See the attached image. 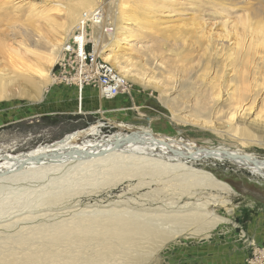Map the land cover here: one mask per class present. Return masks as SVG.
Returning a JSON list of instances; mask_svg holds the SVG:
<instances>
[{
	"label": "rangeland",
	"instance_id": "obj_1",
	"mask_svg": "<svg viewBox=\"0 0 264 264\" xmlns=\"http://www.w3.org/2000/svg\"><path fill=\"white\" fill-rule=\"evenodd\" d=\"M76 1L0 0V75L12 79L22 65L46 68L39 57L67 34V29L54 26L64 21L65 8ZM126 1L132 5L130 21L118 12L124 0H95L93 9L102 8L104 20L100 32L95 26L87 31L98 34L103 54L118 50L135 61L134 76L125 78L127 89L103 99L93 85L56 80L54 66L53 78L47 82L27 68L25 78L18 80L21 84L13 78L16 81L0 96V154L26 152L101 122L98 136L128 131L126 126L145 127L196 147L241 149L264 158V0ZM194 20L202 27L198 33L200 26L193 29ZM107 27L112 29L104 33ZM124 28L134 34L127 41L120 39ZM201 34L213 37L212 50ZM240 37L244 40L235 49ZM171 45L176 51H170ZM25 47L37 55L25 52ZM13 49L22 55L17 58ZM225 52L233 54L231 60L225 59ZM140 67L145 68V76H154L153 84L163 92L144 84L145 76L141 82L133 79ZM216 88L219 97L213 95ZM231 91H244L245 99L240 109L231 110L237 113L230 124ZM241 127L249 134H240ZM158 160L166 166L139 163L106 176L76 177L55 193L61 197L49 196L41 207L38 200L27 207L33 194L5 204L10 212L4 207L0 217V264H23L27 250L57 247L63 253L102 256L106 260L101 264H248L253 248L264 246L257 240L264 238V180L227 160L198 157L179 164ZM193 170L211 173L230 189L208 186ZM48 181L34 179L12 186L21 193L34 186L40 190ZM11 195L4 192L0 197L10 200ZM194 212L198 218L192 216ZM81 217L97 219V231L81 243L74 237L75 241L57 243L35 235L42 225L72 226ZM116 219L126 225L122 235L112 229Z\"/></svg>",
	"mask_w": 264,
	"mask_h": 264
},
{
	"label": "bare ground",
	"instance_id": "obj_2",
	"mask_svg": "<svg viewBox=\"0 0 264 264\" xmlns=\"http://www.w3.org/2000/svg\"><path fill=\"white\" fill-rule=\"evenodd\" d=\"M94 2L95 0H77L76 2L69 3V5L65 8L66 17H64L65 18L64 21L59 24H55L54 26L57 29L59 28L61 30L67 29L68 30L67 34L61 35L57 39L56 43H52L51 49L48 52V54L42 55V57L41 56L39 57L40 60H44L43 62L46 65V68H44L43 66L41 67L40 66L41 64H39V66L37 67L29 66V65H28L29 67L23 66V65L19 66L17 70L15 71V77L16 79L18 78L17 81L19 79L25 78V75L23 73L27 70V68L33 69V72H35L40 77L41 81L43 80L44 82H47V81H50V79L52 80L53 78L52 72H51L52 67L56 65L55 62L60 54L62 46L67 45L68 37L71 35V32L74 30L76 25L81 23L83 14L86 13L87 15H92L94 14L93 13L94 11L101 13L102 8L99 9L100 8L99 7V8L93 9ZM125 2L127 1L124 0V2H120V5L117 6L118 12L121 18H123L125 21H128V20L130 21V18L128 17L129 16L128 11L132 10V7H131L132 5L130 6ZM134 8L136 9V6L133 7V9ZM102 12L104 13L105 11H102ZM125 14H128V15H125ZM78 18H79V21L75 25L73 22H75V20ZM192 24L194 25V27H196V28L192 27L193 29H198L197 26L198 27L200 26L199 20L197 21L194 20ZM100 25L101 23L95 24V25L89 24L88 28L95 26L97 29H99ZM137 27H139V25H137ZM201 28L202 27L200 26V28L198 29L199 31L196 30L197 31L196 33L200 32ZM261 31L264 34L263 27H261ZM99 32H100V29H99ZM88 33L91 34V37H93L94 39H97L98 41V34H92L89 31ZM133 35L134 34L132 30H130L129 28H124V31L120 34V36H122L120 37V39L123 41H127ZM242 36L244 35L242 34ZM109 37H111V35H109ZM200 37L204 38L205 41L207 42L206 43L207 49L212 50L213 46L211 45H212L213 37H211L210 34H201ZM242 39L243 37H240V39H237V41L235 42L236 43L235 49L241 45ZM103 48L104 46H102L101 40L98 41V46L95 49L96 62L100 65L109 66V73L111 77L115 78L116 80H120V82L122 83H126L125 78H130L134 76V74H131V73L133 72L132 68L135 67V61L130 59L129 56H126L124 53L119 52L118 50L117 51L110 50L108 51V53L105 52V54H103ZM31 50H30V47L29 49L25 47V52L30 53L32 52ZM171 50L176 51L172 45L170 46V51ZM12 51L14 52L15 55L17 54L16 56L17 58H18V55H22L21 54L22 52H20V50L18 49H13ZM32 53L37 55L36 52H32ZM61 55H62V51H61ZM99 55L104 60L101 59ZM232 55L233 54L231 52L230 53L225 52V59L232 58ZM138 70L139 71H136V72L137 73L139 72V73L137 74L135 72V75L137 76H135L133 79L137 80L138 82H141L144 79L146 70L145 68H142V67L138 68ZM147 76H145L143 83L148 86H152L154 88L155 87L159 88V90H161L159 86L155 85L156 82L153 81L154 76H149V77ZM13 78L11 79V78L4 77L3 75L2 76L0 75V96L6 93V87L8 86L10 82L16 81ZM19 81L18 83L21 84ZM154 82L155 84H153ZM35 85L37 84L35 83ZM182 85H184V83L181 84V86ZM213 87L214 85L211 83V88ZM161 91L163 92V90ZM243 93L244 91H241V92L231 91V93H229L230 97L228 99L229 100L228 106H229L230 111L236 107H239V109L241 108V104L245 99L244 98L245 93L244 94ZM213 95L214 97H219V91H217V88H216V91L213 92ZM248 109H250V107ZM248 109H245L244 111L247 112ZM235 110L231 112L228 111L229 113L227 114V121L230 124L233 121L234 115L237 113V111ZM259 116L260 115L256 114L255 117H259ZM177 120H180V119H177ZM102 126L103 125L101 122H97L87 128L78 129V130H74L72 132L66 133L58 140H55L50 143L38 145L37 147L29 151H26V152H20L17 154H3V155L0 154V194L4 195V192H5L6 195L12 194L11 196H13V198L10 200H5L7 198L3 199L2 197H0L1 198L0 199V217L2 216L1 212L3 211L5 207L4 205L10 204L11 201H15V202L19 201L21 199V196L24 197L25 195L27 196H31L32 194L35 195V198L31 199L29 197L31 200L27 199L28 201H26V204L28 206L27 205L25 206L30 207L32 203L34 202V200L36 201L38 200L36 204L39 206L41 205L40 202L44 204L48 202L47 199L49 198L47 197L49 196L52 197L53 195H55V193L58 194L59 192H61V190L62 191L65 190L66 188H63L64 184L70 183L76 177L83 178L87 175L89 177L90 176L92 177L95 175L96 176L99 175L100 177L104 175L106 176L108 173H111L112 171L116 169L124 170L130 167L136 166L139 163H142V165H144L143 163H147L152 167L154 166L158 167V165L156 164V163L160 164L158 159H163V158H165L166 162H173L176 164H179L182 160L187 161V159H190L191 161L193 160L196 161L198 157H200L201 159H215L219 161L227 160L233 164H237L240 167L247 169L251 174L258 176L262 180H264V158H259L256 155H254V153L252 154L249 152L242 151L241 149L232 150V149L224 148V147L214 148V147H202L199 145L196 147L194 146V144L189 143L187 141H183L182 139L180 140L169 139L165 137L163 134L156 133L153 130L149 128H145V127L126 126L128 131H123V129H120L107 136H98V135H101L100 133L102 130L101 129ZM205 127L210 128V126H205ZM238 131L240 132V134H243V135L249 134V132L243 127L239 128ZM153 157L156 159H154ZM160 165L164 167L166 166L165 164L164 165L160 164ZM174 167L178 168L179 166L176 165ZM193 173L205 178L207 180V184L209 183L208 186L213 185L215 187L217 186L222 189H230V186L227 183L217 180L209 172L193 170ZM54 175L55 176L58 175V176L52 178V176ZM45 178L49 179V181L48 183H45L46 185H42L40 183L42 185L40 186L41 187L40 190H36V188H38L39 186L38 187L34 186L35 188L33 187L30 190H27L29 189L27 188L25 189V191L23 189V190H20V192L22 191L21 193H18L20 188L12 186V185L16 186V184L18 185L19 183L27 181V180L32 181L34 179H38L39 181V179H45ZM68 185H69L68 187H70V184ZM75 185L73 187H75ZM56 195L51 199L55 200L54 198L62 196V195L61 196L59 195L56 196ZM27 196L25 197L27 198ZM24 201H25V198H24ZM47 205H49V203ZM39 207H35V208L37 209ZM7 210L9 211V209H6V211ZM205 214H208V213L206 212ZM23 216L19 217L20 220L21 218H23ZM192 216L199 217V213L194 212L192 213ZM175 217H178V216H175ZM81 218L83 220L77 221L72 226H67L68 224L67 225H62V224L54 225L53 223L52 225L54 226L42 225L40 228L36 229V232L38 234H35L36 233L35 231H34L35 233L33 234L42 235L44 239L46 238L45 240L49 239L51 241H56L57 243L60 242L62 239L74 237L76 238L77 242L81 243L82 240H84L87 235L97 231V227H95L97 219H92V218L84 219L85 217H81ZM213 218L211 219L214 220ZM25 219H29V217ZM116 222L115 223L117 224V226L115 227L112 226V229L113 231L120 230L121 231L120 234L122 235L123 234L122 231L126 229L125 227L126 225L121 224L124 222L120 220L118 221L117 219H116ZM115 223H112V224H115ZM80 235L82 237H80ZM53 247L51 248L53 249ZM56 249L55 250L47 249V250L36 251V252L27 250L26 259L23 262V264H101L102 261L106 260L105 258H102V256H99V255L85 256L84 254L83 256L82 253L74 252L71 250L65 251L63 253V251H58Z\"/></svg>",
	"mask_w": 264,
	"mask_h": 264
},
{
	"label": "built area",
	"instance_id": "obj_3",
	"mask_svg": "<svg viewBox=\"0 0 264 264\" xmlns=\"http://www.w3.org/2000/svg\"><path fill=\"white\" fill-rule=\"evenodd\" d=\"M92 15L83 14L81 23L76 25L68 38V44L62 50V57L54 66L53 76L56 80L90 84L97 88L101 98L112 99L127 89V83L112 78L109 66L96 62L95 49L97 39L88 33L89 24H102L104 20L99 12ZM111 27L104 28V33L111 31ZM248 264H264V246L254 247Z\"/></svg>",
	"mask_w": 264,
	"mask_h": 264
},
{
	"label": "crops",
	"instance_id": "obj_4",
	"mask_svg": "<svg viewBox=\"0 0 264 264\" xmlns=\"http://www.w3.org/2000/svg\"><path fill=\"white\" fill-rule=\"evenodd\" d=\"M259 224V222H258ZM257 240L259 241L260 244H263L264 243V238H261V236L257 238Z\"/></svg>",
	"mask_w": 264,
	"mask_h": 264
},
{
	"label": "water",
	"instance_id": "obj_5",
	"mask_svg": "<svg viewBox=\"0 0 264 264\" xmlns=\"http://www.w3.org/2000/svg\"><path fill=\"white\" fill-rule=\"evenodd\" d=\"M236 187H238V186H236Z\"/></svg>",
	"mask_w": 264,
	"mask_h": 264
}]
</instances>
